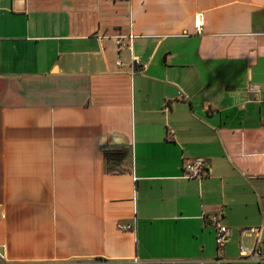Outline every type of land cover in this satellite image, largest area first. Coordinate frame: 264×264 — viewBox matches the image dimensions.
I'll return each instance as SVG.
<instances>
[{"label":"crops","instance_id":"crops-1","mask_svg":"<svg viewBox=\"0 0 264 264\" xmlns=\"http://www.w3.org/2000/svg\"><path fill=\"white\" fill-rule=\"evenodd\" d=\"M249 228L264 0H0V264H262Z\"/></svg>","mask_w":264,"mask_h":264},{"label":"built area","instance_id":"built-area-1","mask_svg":"<svg viewBox=\"0 0 264 264\" xmlns=\"http://www.w3.org/2000/svg\"><path fill=\"white\" fill-rule=\"evenodd\" d=\"M117 2L127 1V0H113ZM202 30V23L198 20L196 24V32L199 33ZM206 174V162L202 158H196L191 161H188L184 165L183 176L185 178H200ZM118 229L121 230H132L133 225H117ZM247 232L254 236V245L250 253L247 255V252L244 248L240 249L241 256L246 258H256L257 261L264 264V254H263V241L260 235L259 228H249ZM229 230L227 227L222 225H217L215 230V243L219 248H223L228 241Z\"/></svg>","mask_w":264,"mask_h":264},{"label":"trees","instance_id":"trees-1","mask_svg":"<svg viewBox=\"0 0 264 264\" xmlns=\"http://www.w3.org/2000/svg\"><path fill=\"white\" fill-rule=\"evenodd\" d=\"M106 154H107L108 156H110V157H111V155H112V157H113V156H115V155H116V156L121 155V151H120V150H117V149H116V150L114 149V150L108 151Z\"/></svg>","mask_w":264,"mask_h":264}]
</instances>
